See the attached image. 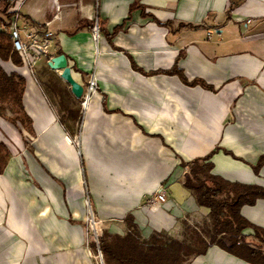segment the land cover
I'll list each match as a JSON object with an SVG mask.
<instances>
[{"label": "crops", "instance_id": "obj_1", "mask_svg": "<svg viewBox=\"0 0 264 264\" xmlns=\"http://www.w3.org/2000/svg\"><path fill=\"white\" fill-rule=\"evenodd\" d=\"M17 7L20 25L53 33L44 60L64 54L84 92L91 78L95 89L81 103L76 137L28 70L0 59L7 74L26 77L22 102L34 131L27 148L24 129L0 116L9 153L0 264H95L86 198L103 233L125 235L131 215L142 239H179L186 224L211 219L183 185L181 161L212 151L210 173L237 185L218 198L243 186L264 190V0H0V23H11ZM96 22L98 38L88 27ZM118 25L108 42L104 33ZM161 187L165 200L149 202ZM239 214L259 229L239 239L264 254V198ZM188 264L252 263L211 245Z\"/></svg>", "mask_w": 264, "mask_h": 264}, {"label": "trees", "instance_id": "obj_2", "mask_svg": "<svg viewBox=\"0 0 264 264\" xmlns=\"http://www.w3.org/2000/svg\"><path fill=\"white\" fill-rule=\"evenodd\" d=\"M8 24L0 23V59L10 60L14 65L21 66V58L14 51L11 38L6 31ZM98 24L101 31L100 23ZM93 26L94 23L88 25L90 30ZM122 26H116L112 33H104L108 42ZM133 66L136 68L135 65ZM195 83L192 82V84ZM200 83L211 88L204 82ZM25 87L26 79L20 72L7 74L0 65V116H2L1 110L4 109L3 103L10 104L14 107L16 116L7 118V120L20 132L21 128L18 123L23 129L33 133L32 119L26 114L22 102ZM0 148L5 151V155H0L1 172L6 163L5 156L9 153L4 144L0 143ZM212 153L192 161H181V166L188 168L183 185L192 190L200 205L209 208L211 228L207 229L204 234L194 231L195 235L191 241H182L157 232L153 233L149 239H142L133 223L132 216L127 215L124 220L129 231L125 235L104 232L99 237V248L105 264H185L190 257L204 254L211 245H217L252 264H264V254L239 239L242 231L247 227L253 228L256 233L259 231L256 226L240 216L239 210L243 204H252L256 198H264V190L243 186L242 191L234 192L230 199L228 197L218 198L223 192L235 189L237 185L210 173L212 163L209 159ZM187 227L186 224L185 228ZM205 235L209 237L208 240ZM91 246L96 248L95 243H91Z\"/></svg>", "mask_w": 264, "mask_h": 264}, {"label": "rangeland", "instance_id": "obj_3", "mask_svg": "<svg viewBox=\"0 0 264 264\" xmlns=\"http://www.w3.org/2000/svg\"><path fill=\"white\" fill-rule=\"evenodd\" d=\"M54 45H55V37H54ZM53 45V47H54ZM52 47V49H53ZM51 49V51H52ZM43 59V60H42ZM20 68V67H19ZM30 70V76L34 80V83L42 88V90L45 92L47 98H48V104L50 109L54 110L56 113V116H60L62 119L65 118L68 121L63 127L65 130H67L69 133L78 136L80 132L81 127V103L84 101V98H77L74 95L65 88L63 82H61L59 75L54 72L48 65V60H44V58L38 59L34 64H31L29 66ZM26 79V77H25ZM67 83V82H66ZM68 84V83H67ZM69 85V84H68ZM87 86V84H86ZM54 104V107H51ZM1 105V103H0ZM4 109L1 110V117L5 120L7 118H12L16 116V111L14 107H12L8 103H3ZM79 109V112H78ZM52 110V112H53ZM75 111H77V115L75 116ZM79 116V118H78ZM8 121V120H7ZM19 128L22 129V126L18 123ZM24 134H22V141L25 144V147L30 148L29 142L25 139H29V132L24 129ZM160 189L164 190V187H161ZM87 203V216L85 220V234H86V240L88 244L96 242L95 240V230H92L90 227L91 222V215H93V219L95 221V228L97 235L100 237L102 235V231L98 228V220L92 210V205H89L88 198H86ZM186 226V225H185ZM212 226V221L206 220L205 222L201 224H188V227L183 230L182 235L180 236L179 240L185 241V240H192L193 236L195 235L194 231H198L200 233L206 232V230L210 229ZM170 237V236H168ZM206 239L208 240L209 237L206 236ZM90 254L92 256V259L95 264H98V257H96V248L94 247ZM192 257L189 258V260L185 263L188 264Z\"/></svg>", "mask_w": 264, "mask_h": 264}, {"label": "built area", "instance_id": "obj_4", "mask_svg": "<svg viewBox=\"0 0 264 264\" xmlns=\"http://www.w3.org/2000/svg\"><path fill=\"white\" fill-rule=\"evenodd\" d=\"M9 3H14L17 0H7ZM19 13L18 7L16 12L13 15L11 23L7 29V33L11 38L12 46L14 51L18 53L21 58L22 65L20 68H26L30 74L29 66L34 64L38 59H46L54 45V35L52 32L38 27H31L27 24L20 25L18 23ZM99 24L94 23L92 32L93 37L98 38L99 36ZM51 58H48V61ZM95 89V81L93 78L89 79L85 92H83L82 97L84 98L83 104L88 98V94ZM165 200V193L163 189H160L156 194L149 200L155 202H162ZM90 222V227L92 230H95V240L96 244V257H98V264H105L103 260L102 251L99 248V236L97 235L95 228V221L93 215Z\"/></svg>", "mask_w": 264, "mask_h": 264}, {"label": "water", "instance_id": "obj_5", "mask_svg": "<svg viewBox=\"0 0 264 264\" xmlns=\"http://www.w3.org/2000/svg\"><path fill=\"white\" fill-rule=\"evenodd\" d=\"M51 69L60 70V76L64 79L71 88V92L77 98H81L84 92V86L74 79L71 73V68L67 64V58L64 54H59L52 57L48 61Z\"/></svg>", "mask_w": 264, "mask_h": 264}, {"label": "bare ground", "instance_id": "obj_6", "mask_svg": "<svg viewBox=\"0 0 264 264\" xmlns=\"http://www.w3.org/2000/svg\"><path fill=\"white\" fill-rule=\"evenodd\" d=\"M84 104L86 105V102Z\"/></svg>", "mask_w": 264, "mask_h": 264}]
</instances>
